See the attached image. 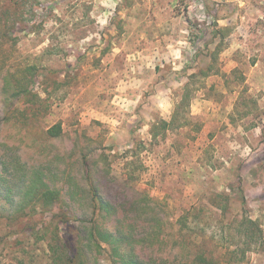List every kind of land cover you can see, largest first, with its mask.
Wrapping results in <instances>:
<instances>
[{
    "label": "rangeland",
    "instance_id": "obj_1",
    "mask_svg": "<svg viewBox=\"0 0 264 264\" xmlns=\"http://www.w3.org/2000/svg\"><path fill=\"white\" fill-rule=\"evenodd\" d=\"M42 1L52 5L39 12L42 28L28 32L22 23L11 41L0 40V120L5 105L24 106L14 91L26 66L37 65L50 80L69 83L48 96L36 77L31 89L39 97L32 105L36 101L44 109L30 116L32 131V123L18 117L1 124L0 153L7 162L0 163V198H18L19 182L32 167L42 168L59 188L69 167L85 184L83 153L105 181L122 186L124 152L137 146L140 181L130 186L166 200L169 217L222 193L232 199L234 214L246 208L264 226V0ZM217 25L228 28L218 59L226 77L211 75L192 101L202 130L169 131L152 141L151 125L170 118L189 75L210 62L220 40ZM244 88L260 109L243 118L236 114L232 122ZM59 121L63 134L48 138L43 131ZM253 122L261 124L252 127ZM10 230L0 223V264L16 263L18 256L25 264H45L44 243L33 246L20 234V245ZM243 264H264V247Z\"/></svg>",
    "mask_w": 264,
    "mask_h": 264
},
{
    "label": "trees",
    "instance_id": "obj_2",
    "mask_svg": "<svg viewBox=\"0 0 264 264\" xmlns=\"http://www.w3.org/2000/svg\"><path fill=\"white\" fill-rule=\"evenodd\" d=\"M47 6L51 8L52 5L42 0H0V40L11 41L12 30L22 23H26L24 28L28 32L38 31L44 21L38 17L39 12ZM226 29L216 26L214 35L220 40L210 51V62L189 75L170 118H161L151 125L152 141L166 138L169 131L187 128L189 133H199L202 130L203 122L192 115L191 104L211 75L226 77L218 68ZM38 70L34 64L24 68L14 91L15 99L22 101L24 106L5 105L0 127L3 121L18 117L25 124L32 123L29 126L32 131L30 116L44 109L42 103L35 101L32 105L34 96L39 97L31 89L36 77L43 80V90L48 96L59 86L69 83L50 80ZM237 70L234 68L230 73H237ZM239 77L244 80L242 74ZM5 84L8 86L9 82ZM245 91L244 88L236 99L230 115L232 122L236 114L243 118L260 109L257 99L247 96ZM260 124L253 122L251 126ZM43 133L48 138L61 136L62 122L48 126ZM262 133L264 139V126ZM190 137L195 139L196 135ZM124 153L123 183L116 187L103 179L101 169L95 168L94 161L86 153L80 156L85 184L77 182L76 174L69 167L63 170L65 182L59 188L50 184L42 168L32 167L28 171L30 174L19 182L18 198H0V223L11 227L10 233L18 235L15 240L20 245L23 243L20 234L33 246L44 243L45 264H243L250 252L264 247V226L249 216L246 208L234 214L229 195L212 193L209 204L201 202L199 206L184 208L176 218L169 217L166 200L150 194L148 189L130 186L140 181L139 167L135 165L140 159L139 147ZM3 155L4 152L0 153V163L6 165ZM132 190L135 196L131 195ZM73 229L75 234H72ZM104 259L109 263L102 262ZM16 261L11 264H25L24 256H18Z\"/></svg>",
    "mask_w": 264,
    "mask_h": 264
}]
</instances>
